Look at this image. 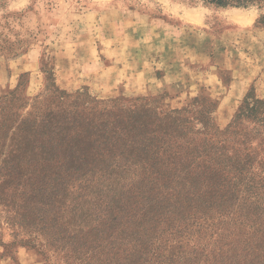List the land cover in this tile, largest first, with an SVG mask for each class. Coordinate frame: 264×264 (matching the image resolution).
I'll return each mask as SVG.
<instances>
[{
  "label": "rangeland",
  "instance_id": "374dc122",
  "mask_svg": "<svg viewBox=\"0 0 264 264\" xmlns=\"http://www.w3.org/2000/svg\"><path fill=\"white\" fill-rule=\"evenodd\" d=\"M61 91L126 107L143 104L144 138H153L154 146L165 113L181 111L186 130L209 125L198 138L207 141L205 156L179 183L186 155L165 156L144 141L140 184L116 200L99 230L76 238L103 247L144 238V254L166 256L181 218L215 204L211 191L220 193L221 185L215 149L229 144L246 102H264V5L0 0V264H73L54 245L67 237L59 194L68 172L57 169L60 158L47 161L40 140L34 147L30 124L34 106L55 104ZM249 120L238 131L244 137L257 126ZM246 139L239 154L256 151L262 165L264 145ZM174 163H180L176 172Z\"/></svg>",
  "mask_w": 264,
  "mask_h": 264
},
{
  "label": "trees",
  "instance_id": "16d2710c",
  "mask_svg": "<svg viewBox=\"0 0 264 264\" xmlns=\"http://www.w3.org/2000/svg\"><path fill=\"white\" fill-rule=\"evenodd\" d=\"M202 1L221 8L264 5V0ZM57 93L55 104L47 102L40 111L34 106L30 124L35 135L34 147L40 140L38 147L47 161L52 164L55 158H60L62 162L57 169L68 172L61 184L62 192L56 190L57 194L61 192L59 222L65 225L67 237L60 244L54 242L57 250L67 254V262L264 264V162L261 165L256 161V151L245 157L239 154L243 150L241 146L250 143L246 137L257 141L259 148L264 145V102H246L228 132L229 144L215 149V163L220 165L215 169L221 173L220 193L211 191L215 204L205 210L195 207L189 212L190 216L181 218L177 229L172 230L175 234L171 233L170 253L159 256L144 254V238L130 245L120 239L105 247L79 244L76 238L99 230L116 200L140 184L144 171V141L165 156L173 155L174 150L186 155L178 170L176 166L180 163L173 164L175 172L179 171V183L184 174V177L190 175V165L205 156L207 141L198 138L206 134L209 125L203 124L206 131L186 130L182 126L185 120L181 111L165 113L161 135L154 146L153 138H144L143 104L126 107L113 100L94 97L84 100L79 93ZM245 118L250 119V125H257L246 131L249 135L246 137L238 133L246 127ZM25 125L26 122H22L19 126ZM16 129L22 133L19 127ZM39 132L42 135H38ZM173 141L178 144L171 146ZM261 151L264 152V148ZM184 181L183 178L180 185ZM55 182L51 179L52 185Z\"/></svg>",
  "mask_w": 264,
  "mask_h": 264
}]
</instances>
